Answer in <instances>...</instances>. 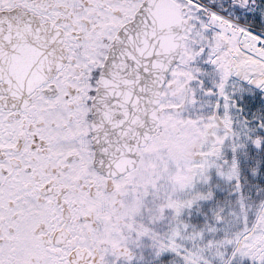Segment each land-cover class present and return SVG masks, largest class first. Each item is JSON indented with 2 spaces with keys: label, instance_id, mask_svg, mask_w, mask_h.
Segmentation results:
<instances>
[{
  "label": "snow or ice",
  "instance_id": "obj_1",
  "mask_svg": "<svg viewBox=\"0 0 264 264\" xmlns=\"http://www.w3.org/2000/svg\"><path fill=\"white\" fill-rule=\"evenodd\" d=\"M0 264H264V0H0Z\"/></svg>",
  "mask_w": 264,
  "mask_h": 264
}]
</instances>
